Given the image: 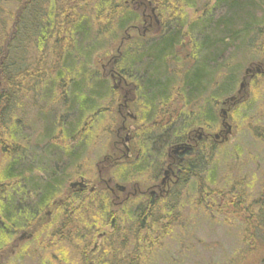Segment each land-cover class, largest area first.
Wrapping results in <instances>:
<instances>
[{
  "label": "rangeland",
  "instance_id": "374dc122",
  "mask_svg": "<svg viewBox=\"0 0 264 264\" xmlns=\"http://www.w3.org/2000/svg\"><path fill=\"white\" fill-rule=\"evenodd\" d=\"M86 1L69 2L70 8L73 7V17H70L81 24L87 38L83 43H75L73 50L77 49V45L80 49H85L87 44L92 45L88 48L86 56L80 54V60L75 65L72 57L70 59L69 65L73 67L74 73L72 78L85 72L83 81L87 89L81 94L78 107L71 102L72 98H69L70 92H73V82L66 87V93L60 96L56 83L49 84L53 80L56 82L55 78L51 77L42 82L36 97L35 101L40 107L24 95L11 106L3 118L9 126L12 127L15 123L17 131L23 132V138L21 137L15 147L16 151L21 150L24 154L22 167L28 169L37 164L49 166L51 177L47 184L53 186L50 182L53 181L56 194L50 203L54 200L56 204L58 200L63 199L64 203L61 205L67 206L66 211L54 204L45 209L53 210L55 207L54 213L51 212L47 216L45 211L43 213V217H49L52 223L39 237L25 242L27 257L23 264H47V259L43 258L52 254H57L60 256L57 258L62 259L59 250H44L42 245L50 231L61 228L65 233L68 226L75 225L73 231L78 236L77 240L70 244L63 239L54 240L63 253L66 251L67 254V260H59L58 264H87L86 259L95 264H128L129 256L134 254L130 252L134 247L133 228L137 223L138 209L148 206V193L113 207L110 194L103 191L104 188L94 192L89 190L99 181L96 163L102 160L104 155L111 153L112 145L117 139L120 119L118 105L125 93L124 90L116 88L117 77L112 80L108 68H102L111 61H114L117 71L136 83L135 101L130 111L139 119L136 123L138 129L134 132L137 136L135 149L139 151V156L135 158V162L111 167L107 176L114 183L136 182L142 190L162 180L167 149L175 141H184L188 132L197 129V125L215 132L226 128L221 126L219 107L223 106L221 103L226 97L241 88L240 82L244 81L245 96L227 113V122L231 125L230 132L223 140L222 137L206 140L200 145V154H185L179 163L195 161V175L186 176L184 179L180 175L178 180L173 178V182L168 186L169 195L156 199L151 211L145 210L146 216L143 217L146 220L148 216L146 227L150 230L149 235L153 242L149 236L143 239L142 246L148 251H145L146 258L137 259L138 264H244L246 258L250 260L248 264H264V238L260 239L264 237V205L256 202L264 193V143L258 138L259 134L264 135V74L254 77L245 75L243 79L247 67L264 61V2L252 0L262 8L260 7L256 14L253 8L251 11L254 14H249L255 21L249 35H243L245 37L241 41L239 30L231 32L228 44L215 56L218 66L209 72L211 78L207 79V83L189 89L188 93L193 92L188 95L185 91L188 74L205 71L197 66L201 57L198 46L204 38L199 31H194V28L199 24L205 28L209 27L225 18L227 11L226 8L220 7L216 0H163L173 5V8H167V11L159 3L155 14L160 22L158 27L162 28V38L175 31L177 39L172 43L174 48L163 57L164 72L162 78L158 79L167 85L168 93L153 105L152 111H146L144 104L147 100L142 96L138 78L139 74L145 81H153V78L143 74L134 64L140 55L158 45L160 40L153 41L152 34L162 32L155 31V26L151 30L140 29V32L129 28L130 25L141 22L140 9L131 5L135 0H106L105 5L110 1L113 5L121 7L125 3L124 7L130 8L129 13L118 10L115 19L109 22L104 21L101 15V12H106L103 2ZM75 2H78L77 6ZM155 4L156 1L153 5ZM131 8H134L136 13ZM85 9L89 13L84 12ZM111 11V8L108 9L109 14ZM253 16H256V19ZM222 21L225 22V19ZM186 37L189 45L193 44L192 53L178 50L177 45L185 43ZM205 39L213 41L209 35L205 36ZM27 54L30 58L40 55L47 59L49 56V53H39L37 45L32 43L27 45ZM95 86L100 94H97L98 96L96 92L88 91ZM84 102H90L93 108L82 119L76 120V110ZM165 107L171 110L164 116ZM41 114L43 116H40ZM55 115L62 123L57 127L59 130L47 126L58 123ZM85 124L90 125L91 130L81 132ZM74 126L76 130L71 131ZM172 128L176 131L172 137L168 134L170 138L165 142L164 133ZM76 135L77 144L69 138ZM71 151H75V154ZM6 164L7 159L0 156V174H3ZM32 173L33 179L38 178V174L44 177V171L38 167H35ZM23 174L26 175V172ZM81 179L87 184L86 190L79 191L78 186L70 185ZM22 183L24 187L25 181ZM2 187L0 181V188ZM12 188L13 185L9 192L13 194ZM199 196L202 197V203L198 202ZM90 204H93V207L89 206ZM0 206V209L5 208L1 199ZM10 207H13L12 203L7 205V209ZM169 214L175 217V223L170 222ZM251 214L259 217L248 222L247 217ZM156 217H161L158 223H155ZM7 228L12 230L9 224ZM26 229L18 228L13 232V237ZM102 232L105 233L104 237L98 239L97 235ZM144 233L145 231L141 230V235ZM10 240L11 238L0 252H6L5 260L8 264H16L15 259L9 255ZM95 243H98L97 249L90 252ZM39 245L42 247L37 249ZM125 246H128L126 250ZM100 248H107L106 257V250L100 251ZM27 251H31L32 257ZM122 252L124 255L121 259Z\"/></svg>",
  "mask_w": 264,
  "mask_h": 264
},
{
  "label": "trees",
  "instance_id": "16d2710c",
  "mask_svg": "<svg viewBox=\"0 0 264 264\" xmlns=\"http://www.w3.org/2000/svg\"><path fill=\"white\" fill-rule=\"evenodd\" d=\"M70 1L71 0H0V156H4V159H7V164L4 166L2 172L3 174H0V181L3 185V187L0 188V199L5 204V208L0 209V239L5 236L6 232L4 228L8 224L12 227L13 232L18 228L26 227L27 231L33 232L35 236L39 237L41 232L52 223L51 221L46 222V218L43 217L45 209L51 206L50 200L56 196V194H54L55 187L53 181H50L53 186L47 184V181H49V178L51 177V170L49 169V166L37 164L35 167L44 171V177L38 174V178H31L35 167L32 166L28 169L25 167L24 169L21 164L24 162V154L21 150H15L17 142L23 138V132L19 133L15 123H13V126L11 127L3 118L8 114L11 106L24 95L32 100L34 104H38L35 100L39 95L38 93L41 84L51 77L55 78L56 82L53 80L49 84L55 85L56 83V89H58L60 96L66 93V87L70 82H73V92H70L69 98H72L71 102L78 107L80 96L81 94H84V91L87 89L85 86L86 84L84 83L85 81H83L85 72L83 71L82 74L76 75V78H72L74 73L72 71L73 67L69 65L70 59L72 57L75 65V63L80 60V54L83 53V56H86L89 52L88 48L92 45L87 44L85 49H80L77 45V49L73 50L75 43H83L87 38H85V30L81 24L79 25L71 18L73 17L71 16L73 7L70 8ZM88 1L90 0H87L86 2ZM216 1L220 7L226 8L227 12L225 18L223 17L221 20L214 22L209 27L205 28L202 24H199L194 28V31H199L204 38L198 46V51L201 57L198 60L197 66L203 70L205 69V71H194L188 74L185 88L186 95L193 92L190 91L188 93L189 89H193L194 86L196 88L202 83L205 84L208 81L207 79L211 78L209 72L218 66V61L215 59V56L219 51L226 47L230 40L231 32L239 30L238 34L242 37L240 38L241 41L243 40V37H245L243 35H249V30L253 28L252 26H255V21L252 20V15L250 16L249 14L252 13L251 10L253 8L255 9V14L256 11L260 10V7L262 8L261 5H256L252 0H244L245 2L242 0ZM91 2H103L106 7V12H101V15L106 22L115 19L114 16L118 10H123L125 11L124 13H129L128 11L130 9L129 7H124L125 3L121 7L113 5L110 1L109 4L105 5L106 0H91L90 3ZM263 2L264 1L262 0V3ZM77 5L78 2H75V6ZM161 5L164 10L167 8H173V5H170L168 2H162ZM10 6H12V8H10ZM110 8L112 11L109 14L108 9ZM84 12L89 13L86 9ZM253 18L256 19V16H253ZM224 19L225 22L222 21ZM174 21L178 22L177 19H174ZM175 28H177V25ZM178 30L180 31L181 28L179 27ZM206 34L211 36L213 41L205 39V36H207ZM175 38L177 39V34L173 31L166 38L159 41L158 45L140 55L138 57L139 59L137 58V63L134 64L139 71L143 72V74H147L148 77L153 78V81H145L140 74L138 78L139 84L141 85L142 96L147 100L146 104H144L146 111L147 109L152 111L153 105L166 96L167 85L162 84L158 79L162 78L164 72H162L163 57L165 53H168L174 48V44L172 43ZM29 43L37 45L39 53H49L47 59L40 57V55L36 58H30L27 54V45ZM220 62L223 63L222 60ZM110 65L114 67V70L117 72L115 64L111 62ZM88 91H90V93L96 92V95H100L97 93V86ZM63 103L64 102H62V105ZM89 103L90 102L82 103L80 105L81 107L76 110L78 117L76 120L82 119L85 114L92 110L93 106ZM40 116L43 115L41 114ZM55 119L58 123L47 126L59 130L57 127L62 123H60V118H56V115ZM75 128L76 126L71 127V131H75ZM90 130V125L85 124L83 129H81V132H88ZM263 130L264 129H262V131ZM175 131L176 129L172 128L167 133L172 137L171 135ZM170 137L165 135L164 141H168ZM258 137L264 143V135L259 134ZM69 138L77 144V135L76 137L73 136L72 138L70 136ZM178 141L179 140L175 142ZM71 152L75 154V151ZM200 152L201 150H199L197 154H200ZM103 163L105 164V160H102L100 165ZM180 171V175L183 179L186 176H194L195 173H193V171H196L195 161H186L182 163ZM25 172L27 177L23 174ZM23 180L25 181L24 187L22 183ZM10 182L13 185V194L9 191H5V187ZM154 202L155 199L151 196L148 200V206H145V209H143V207L139 208L142 209L141 211L138 209L137 223L134 224L132 235L134 247L130 251L134 254L129 256L130 260L128 264H138L139 262H137V259L142 257L146 258L144 257L145 251H148V249H145L142 246L143 239L146 236H149L152 240V237L149 235L150 230L146 227V225H148V216L146 220L143 216H146L144 213L146 209L151 211ZM198 202H203L201 196H199ZM9 203H12L13 207L7 209ZM89 206L93 207V204H90ZM160 219L161 217H156L155 223H158V220ZM175 221L176 219L173 216L172 223H175ZM73 230L74 229L68 228L67 233H63L61 228H58L57 231L52 230L47 234V240L45 243L43 245L40 243L44 250H59V255H62V259L57 258L60 257L57 254L46 256L43 259H47V264H58L59 260H67L66 251L63 253L62 248L56 245L54 240L59 236H61L63 240L74 237L78 239L77 234ZM141 230L145 231L142 235ZM114 234L116 233L114 232ZM150 241L148 240V242ZM123 242H125V240H123ZM41 245H39L37 249L41 248ZM127 247L128 246H125L124 250H126ZM150 247H152V244ZM149 250L151 251V249ZM105 253H107V250ZM123 255L122 252L121 259Z\"/></svg>",
  "mask_w": 264,
  "mask_h": 264
},
{
  "label": "flooded vegetation",
  "instance_id": "af4514ba",
  "mask_svg": "<svg viewBox=\"0 0 264 264\" xmlns=\"http://www.w3.org/2000/svg\"><path fill=\"white\" fill-rule=\"evenodd\" d=\"M135 2H136L135 7L140 9L139 12L141 13V22L131 25L133 26L132 30L136 32H140V29L144 31L150 28L151 30L155 26L157 27L155 31L162 32V28L158 27L160 25L159 20L154 17V15H156L155 10H158L156 4L153 5L155 1L154 0L153 1L152 0H135ZM167 31H164V32H167ZM163 36H164L163 32L160 33L159 35L154 33L152 34V39L155 42L158 40L161 41L164 38H166V37L162 38ZM130 37H132V35H130ZM189 44L190 43L188 42L187 37H186L185 43L177 45L178 50L183 51V52L189 51L192 53L191 46H193V44L192 45H189ZM109 64L110 62L104 64L102 68L104 69L108 68V71L112 73L114 72V67L110 66ZM117 73H119L120 75L117 77L118 81H117L116 88L119 90L122 89L124 90L123 92H125L123 93L121 103L118 105V114H119L120 119H119V126L117 129V139L114 141V144L112 145L111 153H107L106 155H104L103 159L105 160V164L103 163L102 165L98 167L99 181L95 183L94 185H92L89 188V190L90 192H94L100 188H104L105 190L103 191L107 193L109 192L111 198H113V200H111V203L117 204V207H118V205L120 206L124 204L125 202L129 201L130 199L134 200L137 197H140L141 195H145L146 193H148L146 194L148 198L153 196L155 200L160 197L163 198V197L168 196L170 193V187H168L169 185H171L170 182H173V178L177 180L180 178V172H181L180 166L182 165V163H179V162H181V160L183 159V156L185 154H192V153L197 154L200 150V147H201L200 145L204 144L206 140H209L212 137L215 138L216 137L215 134L220 132L222 128H220L217 132H215L212 129H205V127H202L201 125H197V129H194L188 132L187 137L185 138L184 141L182 142L178 141L177 142L178 144H175V143L171 144L169 147L170 149L169 148L167 149V154H166L167 161L165 164V169L162 172V177H163L162 180L159 183L152 185L148 189L142 190L141 187L136 182H131V183L127 182V183H122V184L117 183V182L114 183L112 179L107 176L108 170L111 167L119 165L121 163H127V162L129 163L131 161L135 162V158L139 156V151L135 149V142H136L137 136L134 133L135 130L138 129L136 123L137 121H139V119L136 117V115H134V113L130 111L132 109L131 105L134 104V101H135L134 85L136 87V83L134 81H129L122 73L118 71ZM115 77L116 76H114L113 79H115ZM166 93H168V90ZM243 96H245V94H243ZM231 104L233 103L232 102L228 104L226 103L221 108L219 107V117H220L221 126H223L224 123H225V126L227 125L230 126V124L227 122V118H228L227 113L230 110ZM170 110L171 108L165 107V111L163 113L164 116L165 114H169ZM222 120L224 121L222 122ZM155 128L157 129V127ZM167 132H165V135H168ZM221 135H222V132H221ZM180 146L182 147V149L178 150ZM81 181L83 180L81 179ZM11 185L12 183L10 182L5 187L6 192L9 191ZM75 186L76 187L78 186L77 188L79 191L80 190L83 191L88 188L87 184H85L84 182L80 183V181L74 183L73 187ZM261 195L262 197H259L256 202L259 203L260 205H264V193H262ZM66 207H67L66 205H63V210L66 211ZM50 214H51L50 211L46 212V215H50ZM172 216L173 215L169 214L171 223H172ZM258 217L259 216H253L251 214L249 217H247V221L248 222H250V220L253 221L254 219H257ZM255 222L258 223V220H256ZM6 230L7 232H11L8 228ZM21 233L22 232H20V234ZM100 238L101 236H98V239ZM251 238L254 239V237L252 236ZM257 238L259 239V237ZM263 238L264 237L260 239L263 240ZM12 241L13 240L11 239L10 240L11 248L9 251V255H13L15 251L19 250L21 246L24 244V242H20V243H16L15 247H12L13 246ZM97 246H98V243H95V246H93V249L90 252L95 251L97 249ZM5 256H6V253H0V264H8L5 261ZM262 260L264 261V257L262 258ZM85 262H87V264H95L91 260H87V259ZM249 262L250 260L246 258L244 261V264H248ZM256 264H263V263H256Z\"/></svg>",
  "mask_w": 264,
  "mask_h": 264
},
{
  "label": "bare ground",
  "instance_id": "6f19581e",
  "mask_svg": "<svg viewBox=\"0 0 264 264\" xmlns=\"http://www.w3.org/2000/svg\"><path fill=\"white\" fill-rule=\"evenodd\" d=\"M228 97H229V96H228ZM228 97H226L225 99H227ZM225 99H224V100H225ZM224 100H223V101H224ZM223 101H222V102H223Z\"/></svg>",
  "mask_w": 264,
  "mask_h": 264
}]
</instances>
